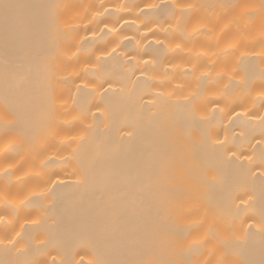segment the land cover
Returning a JSON list of instances; mask_svg holds the SVG:
<instances>
[{
  "label": "bare ground",
  "instance_id": "6f19581e",
  "mask_svg": "<svg viewBox=\"0 0 264 264\" xmlns=\"http://www.w3.org/2000/svg\"><path fill=\"white\" fill-rule=\"evenodd\" d=\"M0 264H264V0H0Z\"/></svg>",
  "mask_w": 264,
  "mask_h": 264
},
{
  "label": "snow or ice",
  "instance_id": "6c2138e0",
  "mask_svg": "<svg viewBox=\"0 0 264 264\" xmlns=\"http://www.w3.org/2000/svg\"><path fill=\"white\" fill-rule=\"evenodd\" d=\"M115 51V49H113Z\"/></svg>",
  "mask_w": 264,
  "mask_h": 264
}]
</instances>
